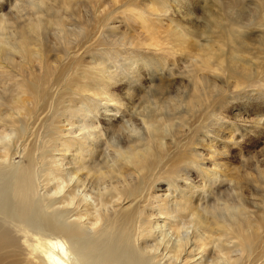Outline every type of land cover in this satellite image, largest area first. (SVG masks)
<instances>
[{
  "label": "bare ground",
  "instance_id": "obj_1",
  "mask_svg": "<svg viewBox=\"0 0 264 264\" xmlns=\"http://www.w3.org/2000/svg\"><path fill=\"white\" fill-rule=\"evenodd\" d=\"M216 1L217 10L210 12L204 25L197 26L199 19L189 0L184 15L181 7L177 10L180 20L169 19L173 42L197 36L199 54L195 65L184 70L180 86L169 81L159 93L155 84L143 88L140 77L139 83L129 81L139 86L142 95L148 90L145 97L138 96L140 91L134 97L131 85L126 88L128 98H138L139 104L127 106L137 111L136 118L123 110L125 106L112 92L123 79L116 82L119 77L115 79L113 73L109 77L102 66L76 87L79 94L75 95L83 100L80 107L70 106L64 113L53 110V117L36 113L42 103L37 107L31 103L30 110V103L21 97L23 91L13 100L0 98V264H258L251 242L264 235V211L257 212L252 196L240 188L234 190L222 178L223 168L230 170L220 158L230 153L213 150L217 143L210 141L221 130L212 125L216 134L207 139L196 140L193 134L200 120L210 124L209 119H215L213 110H223L224 104L238 109L232 104V89L245 92L261 80L264 61L259 56L246 60L240 48L264 46V0ZM8 4L13 10L9 17L3 12ZM71 5L68 0L4 1L0 6V93H5L6 83L24 89L23 82L17 84L20 79L74 64V54L82 47L74 36L82 37L85 26L70 29L72 17L63 16L62 8ZM254 7V13L247 15ZM162 9L161 16L171 17L168 8ZM24 15H29L28 21L17 30L14 23ZM4 30H10V36ZM109 36L113 51L140 46L114 29L103 33L111 41ZM162 46L163 42H156L144 47L165 51ZM69 80L66 88L74 96V80ZM32 89H27L28 95ZM10 101L9 110L3 109ZM27 108L35 114L20 118L23 112L30 113ZM43 121L49 140L40 151L30 126L40 128ZM255 125L263 135L264 109ZM236 131L240 130L227 132L231 147L240 144ZM251 131L244 129L241 139ZM127 132V140L119 136ZM254 148L240 159L259 168L264 161L258 157L263 155ZM203 150L209 152L212 168L206 166ZM16 156L23 161L16 163ZM164 181L168 190L161 195L158 185ZM223 188L231 193L224 195Z\"/></svg>",
  "mask_w": 264,
  "mask_h": 264
},
{
  "label": "rangeland",
  "instance_id": "obj_2",
  "mask_svg": "<svg viewBox=\"0 0 264 264\" xmlns=\"http://www.w3.org/2000/svg\"><path fill=\"white\" fill-rule=\"evenodd\" d=\"M4 1L6 0H0V6L4 4ZM185 1L186 0H68V3L71 2L72 5L70 6V8L66 7L65 10L64 8H62V15H69L70 17H72L71 22L69 21L71 24H73L72 26H70V29H75L78 24L85 26V29L82 32V37L74 36V42H77V45L80 44L82 46L79 50L75 49L78 50V52L74 54V64L69 63V65L68 63H66V61H64L65 64H68V66L62 68L64 70L58 69L56 71H50V73L46 72L44 73L45 77L43 73H36L34 77L28 80L20 79V82L18 81L17 84L23 82V85L25 87L24 89H22L21 87L19 88L16 84L15 87H13L11 83H6L3 85L6 89L4 91L5 93H0V98H3L6 101H8L10 98L11 100H13L17 92L23 91L24 96L21 97L23 100H26L30 103L29 105L27 104V107L30 110H33L31 103H33V105L36 107L39 103H42V107L40 106L39 110L36 112L43 113L41 117H43L44 115L52 116L53 110L60 111L61 109V111L64 110L65 112L70 106L80 107L79 102L83 100H81L79 96L75 95L79 94L76 92V87L87 81V78L94 73L93 69L95 67L102 66V71L107 68L109 75L113 73L116 76H114L115 79L119 77L116 79V82L121 78L123 79L122 82H119L118 84L113 86L114 88L112 87V92L115 94L116 99L120 101L123 107L125 106L123 110H127L129 113H131V117L133 116L134 118H136L137 115L135 113H137V111L127 106L129 103L139 104V102H137L138 98H136L135 100H131L125 94H127L126 88L129 89L130 87H132L131 89L134 91V97L140 90L139 86H133L129 83V81L131 83H134V81L136 80L139 83V80H137V78L140 77V85H143V88H148V86L151 87L150 85L155 84L156 87L158 86L157 88L155 87V89H157L158 92L161 93L163 92L165 86H168L169 81L175 83L176 86L179 83L180 84L178 86L182 85L180 81L183 79V77H186V73L187 71H189L190 67L195 65V60L197 59V55L199 54V50L196 46L197 36L192 35V37L190 39L187 38L186 41L176 38V42H173L174 38L169 34L168 28V26H171L169 19H172L174 17L175 19L177 18L178 20H180L179 17H182L181 15L178 16V13H180V11L177 12L180 7L182 11L181 14L184 15L183 13H185L187 7H189L187 5L189 3ZM189 1L190 4L192 3L195 15L199 19L197 26L204 25V19L210 15L211 11H216L218 7V3L216 0ZM248 1L247 6H249ZM76 2H79L78 9H76L75 7ZM49 4L54 5V3L52 2H50ZM56 6L61 8L60 6H62V4H60V6L59 4H57ZM162 6H164L165 9L168 8V10L170 11L169 15L171 17L165 19V16H161L160 13H162L161 11L163 10ZM219 6H221L220 3ZM255 7L248 9L247 11L249 12L247 13V15L253 14ZM257 10H262V8H257ZM12 11L13 10L10 8L9 4L3 10V12L8 17ZM24 17L25 18H20L21 20L19 21H15L14 24L17 30L25 26L26 22L28 21L29 15H24ZM13 18H16V15ZM108 29L109 31L114 29L115 31H117V33L124 34L129 39V41L133 40L137 46L140 45L143 48L140 46H133L134 48L129 46L113 51L111 49V44L113 43L112 37L109 36L111 37V41L109 39L103 38V33ZM5 31L6 30H4V34L6 36H10V30H7V32ZM43 32H45V29L43 30ZM26 33L30 34L27 26ZM17 35L18 34H16L15 36L17 37ZM257 35V32L256 34H253L254 37ZM39 38L40 37H38V39ZM156 42H163V46L161 48L165 49V51H159L160 48H154V50L153 48L144 47L147 44H154ZM202 42L204 43V41ZM240 54L246 60L254 57L257 58L259 56L261 57L260 60L264 61V46L251 44L248 47L240 48ZM2 62L4 65V60ZM197 66L201 65L198 63ZM260 68H262L261 80L253 82L251 86L246 88L245 92L232 89V91H234L231 96L234 99L232 104L238 109L228 108L227 106H224L225 104L223 105L224 107L222 106L223 110L215 108L216 110H213L211 113L212 116H215V119L212 117L215 122L214 120L209 119L210 124H208L207 121L200 120L195 125V130L197 126L198 129L193 134V137L196 140L203 138L207 139L216 134L214 133L216 132V129L219 132L221 130L218 138H214L215 141L210 139V141H213V143H217L214 145L211 142L214 145L213 147L215 148H213V150L218 151L220 148L219 151L230 153L228 158H220V162H222V164H224L230 170V172H228V170L223 168L222 178L226 177L225 179L230 181V185L233 186L234 190L240 188L246 195H248V197L252 196L257 203L256 205L259 207L257 212L261 210L260 214H262L264 211V163H260L259 168H257L256 165H251L252 162H248L246 165L242 164V161L240 159L241 154L247 155L246 151L249 149H253L254 146V150L262 151L263 156H259L258 159L264 161V134L262 133L263 135H261V133H257L258 125H255L260 116L263 114L264 109V62L262 63ZM184 70L187 71L185 72ZM134 72L136 73L134 74ZM96 74L98 73L96 72ZM126 76L127 80L124 79L126 78ZM41 77L45 80L43 81ZM109 77H112V75ZM70 78L74 80V96L71 94L73 90L71 88H66V85L68 84V81H70ZM53 83L56 85L53 86ZM126 83L128 85H126ZM44 84L45 86L43 88L42 86ZM28 88L34 89H32V94L30 95H28ZM159 88H161V90H159ZM35 90L38 91L36 92ZM33 91H35V93ZM146 91H143V95L140 91L141 94H138V96L141 95L145 97L147 93ZM186 91L189 92V89ZM46 95L49 96L47 97ZM42 100H44V102ZM10 104L11 101L9 104H5L3 106V109L9 110ZM102 104L108 105L106 102H103ZM113 107L117 108V105L114 104ZM28 108L27 110L30 112ZM8 112L9 111H7V113ZM34 114H32L31 112H23L20 118H27ZM113 114L114 112L107 115L109 116ZM52 117L49 118L48 121H51ZM217 122L221 123L218 124ZM24 124L25 123H20L19 126H24ZM212 125L216 126L215 130L213 129V127H211ZM30 127H33L32 130L34 131V136H32L33 143L37 149L39 148L40 151H42L47 145V141L49 140V134L47 133L44 121L41 124L40 128H38L36 124H32ZM230 129L240 130L239 132L236 131L237 133L234 132V135H236V138H238V141L240 142L238 146L231 147V145L228 143L229 141H227V137H229V133L227 132H229ZM244 129H252L253 133H255L253 134L251 131V133L249 132V134L247 135L249 137L245 136L243 139H241L243 137L241 134L242 132H244ZM127 133L128 134L125 135L119 134V136L127 140L128 136L130 135L129 132ZM203 154L207 159L205 161L206 166L212 168L213 164L209 160V152L203 150ZM18 161H23V158L21 156H16L15 162L17 163ZM167 172H170V174H172L173 170L168 168ZM223 174H228V176H224ZM162 175L164 174L162 173ZM193 177L196 181L200 180L197 179L195 175H193ZM179 182L180 183H178V185L183 186V183L181 181ZM158 186L160 187L158 189L159 194L165 195L164 193L166 192V190H168L166 181L160 182ZM171 191H173V189ZM222 193L224 195H227L231 192H229L228 189L223 188ZM251 244L253 245V255L256 257L255 262L259 261L258 264H264V235L261 238H254Z\"/></svg>",
  "mask_w": 264,
  "mask_h": 264
}]
</instances>
